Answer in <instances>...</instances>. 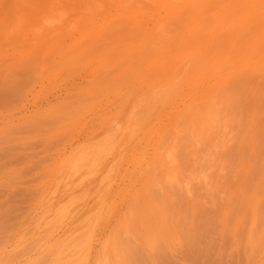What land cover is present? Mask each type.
<instances>
[{
  "label": "rangeland",
  "instance_id": "374dc122",
  "mask_svg": "<svg viewBox=\"0 0 264 264\" xmlns=\"http://www.w3.org/2000/svg\"><path fill=\"white\" fill-rule=\"evenodd\" d=\"M0 264H264V0H0Z\"/></svg>",
  "mask_w": 264,
  "mask_h": 264
}]
</instances>
